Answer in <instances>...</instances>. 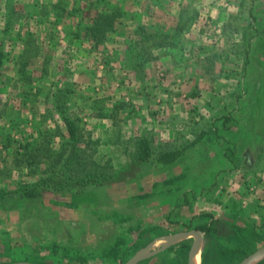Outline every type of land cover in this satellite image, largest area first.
Returning <instances> with one entry per match:
<instances>
[{
    "label": "rangeland",
    "instance_id": "1",
    "mask_svg": "<svg viewBox=\"0 0 264 264\" xmlns=\"http://www.w3.org/2000/svg\"><path fill=\"white\" fill-rule=\"evenodd\" d=\"M2 1L11 5L17 0ZM20 1L29 10L23 12L18 6L14 12L22 20L6 27L10 36L4 35L1 45L0 264H124L152 239L199 230L211 216L232 223L238 232L205 234L198 264H238L264 246V149L260 150L264 145V42L249 54V78L255 91L244 90L243 104L230 114L233 123L228 132L226 126L217 134L210 130L175 163L126 167L132 163L138 137L147 136L156 152L182 147L232 106V94L240 91L242 82L252 83L239 72H244L245 40L252 33L248 25L260 27L264 22V0H93L97 11H107L114 4L124 9L123 3H133L127 12L145 27L152 26V10L144 11L141 2H174L175 15L187 11L191 23L186 25L185 39L192 49L185 55L187 64L173 72L168 56L146 55L147 78L140 83L121 68L123 40L139 35L133 19L130 24L120 15L111 40L90 51L87 37L68 36L82 24L56 17L53 0ZM74 1L76 7L79 0ZM161 6L164 17L168 8ZM36 8L37 17L45 13L38 24L28 17ZM91 9L76 13L78 22L89 23ZM47 19H55L58 30L62 23L65 27L51 43ZM24 20L34 32H25ZM3 23L0 17V29ZM18 30L32 38L30 49L24 50ZM60 86L73 87L68 105L82 127L78 147L84 148L83 157L91 159L72 165L71 170L111 176L102 187L90 190L85 202L72 204L62 195L47 193L39 202H13L6 192L49 175L70 150L66 129L51 105L52 94ZM27 151L31 157H26ZM192 241L193 237L180 239L154 252L162 246L159 242L148 251L154 254L137 264H187ZM217 246L240 249L243 254L232 253L228 260L219 261ZM20 249L28 254L26 258ZM251 264H264V256Z\"/></svg>",
    "mask_w": 264,
    "mask_h": 264
},
{
    "label": "trees",
    "instance_id": "2",
    "mask_svg": "<svg viewBox=\"0 0 264 264\" xmlns=\"http://www.w3.org/2000/svg\"><path fill=\"white\" fill-rule=\"evenodd\" d=\"M75 1L72 0H56L52 5V9L55 11V16L59 17V19L63 17H67L71 23H72V17L76 14L75 8H70L69 5L72 7V3ZM124 8V7H123ZM33 14L29 16V19H36L34 20L36 24H38L39 20H42V18H45L43 15H40L39 17L36 16L38 13V9H34ZM123 10V11H122ZM14 6L11 4H6V1L4 2V9L2 10L1 17L3 18V21H5V24L3 23V28L0 29V66L2 65V60L4 57L3 49L1 48V45L4 40V35H9V33H6L7 28L9 25L14 23V21L20 19L22 20L21 16L15 14ZM23 12L24 9L22 8ZM187 11L184 9H181L177 16V22L173 27H161V29L156 30V32L149 31L150 28L156 29V26L153 28V25L150 27H145L142 24H138V31L137 33L139 35L135 37H130L129 39L123 40V54L121 59V68H123V71H127L130 73H133L134 79L139 83L140 81L146 79V72L144 70L145 63L148 61L146 58V55L150 54L153 55V59L156 57L158 58V54L154 52V49L160 50L165 56H168L170 58V61L173 62V64L178 67L182 64H187V61L185 59V55L187 53H192L191 48H187L186 46V28L187 24L191 23L190 17H188ZM16 13H18L16 11ZM128 15V13L125 12V9H122L119 7V5L114 4L109 8L107 11H97L95 13V16L90 20L87 24H82L75 29H71V31H68L69 38L78 39L81 37H87L90 40V43H92L90 51L97 48V45L101 42H104L106 39L111 40L110 35L113 34L116 29L118 28L117 21L120 15ZM43 16V17H42ZM47 16V14H46ZM120 20V19H119ZM48 26L49 31L47 35L48 43H51L52 40H56L57 36L60 33H63L65 31L64 23L61 25V30L57 29L56 21L55 19L53 21L48 20ZM139 23V22H138ZM73 24V23H72ZM25 29L22 27V29L25 30V32L28 34L34 32V29L32 25L29 24L28 21L24 20ZM56 26V27H55ZM251 27L252 33L250 34V37L254 36L257 37V40H250V37L245 40V47H244V64H243V71L239 72L240 76L245 79L250 80L252 83H247V85L243 84V82L240 84V91H237V93L234 91L232 96H234V99L231 102V105L228 110L220 115L219 117H213L211 121H209L208 126H210L208 129L205 127H202L199 129L198 133L195 134V136L187 141L182 147H176L172 149H165L161 152H156L152 148V145L150 144V139L147 136H140L135 141V147H136V153L133 156L132 163H129L126 165V167H132L137 166L139 164L144 163H158L160 165H167L175 163L183 154L184 152L196 146L202 139L208 135V132L212 130L214 133H218V131H223V127H225V131L228 132L230 129V124L233 123L232 119L233 117L230 115L232 112H235L234 110L236 108H240V106L243 104L244 99L242 98L244 93V90L249 91H255L254 82L249 78L251 73V66L249 64L251 63L249 59V54L256 48L258 42H264V22L261 24L260 27L256 25H248V28ZM9 28V27H8ZM56 31H52V30ZM21 29V30H22ZM43 30V29H42ZM42 32H46V29ZM55 32V33H54ZM20 37L23 38V44H24V50L30 49V45L34 43L32 38H30L28 35L20 34V31L17 32ZM57 35V36H56ZM46 36V35H45ZM245 35H241L242 42L243 37ZM134 38V39H133ZM50 45V44H49ZM25 53V52H24ZM159 53V52H158ZM25 57V56H24ZM46 58V56L44 57ZM248 65V66H247ZM23 73V72H22ZM243 85V86H242ZM251 89V90H250ZM73 93V87L60 86L58 89H56L52 94V107L53 110L57 113L59 118L61 119L65 129L66 133L68 134L69 143H70V150L66 152L64 155V160L62 161V165L58 167L57 169L52 168V171H50V174L44 177H40L36 180L30 181V182H24L21 184V186L17 189L11 190L6 192L7 195H12V199L15 201H18L16 203L26 205L29 201L31 203L39 202L43 196L47 194L52 195H62L65 197V201L74 203L79 202H85L86 199H84L85 195H89L90 190L102 187L105 183V180L108 179L110 175H86V174H75L71 170L72 165H76L77 163H83V162H90L91 159H86L83 157L84 155V148L82 146L78 147L79 143V137H80V131L82 129L80 125V119L71 113L69 110L68 101L70 100V97ZM252 93V92H251ZM247 94V98L251 96L250 94ZM254 94V93H252ZM246 98V99H247ZM247 99L246 101H248ZM249 103H247L248 105ZM251 105V104H249ZM226 106V105H225ZM253 106V102H252ZM252 108V107H251ZM251 115V109L249 110V116ZM231 118V119H230ZM225 135V134H224ZM227 137L224 136V139ZM263 144H264V135H262ZM85 145H87V142H85ZM89 146V145H87ZM264 149V145L261 146L260 150ZM25 156V155H23ZM31 157L32 154L30 151H27L26 157ZM25 157V158H26ZM28 162V161H27ZM32 163V162H31ZM30 162L26 163L28 166L31 164ZM86 163V164H87ZM76 167V166H75ZM125 169V167L123 168ZM76 170H80L78 167H76ZM114 176V175H112ZM18 196L19 198L17 199ZM8 197V196H6ZM84 199V200H82ZM11 200V198L9 199ZM198 228L203 231L205 234L213 233L217 236H221L220 234L223 232H226V235H231L235 231H237V227L233 225L232 223H229L228 221L216 219L214 217H210L209 220L206 223H203L198 226ZM55 252H59L57 249H53ZM124 252V251H123ZM20 253L24 254L23 256L26 258L28 254L24 252L22 249H20ZM235 254L237 256L242 255V251L239 249H233L230 251L228 248L217 246L215 247V254L216 258L219 261L222 260H228L229 255Z\"/></svg>",
    "mask_w": 264,
    "mask_h": 264
},
{
    "label": "crops",
    "instance_id": "3",
    "mask_svg": "<svg viewBox=\"0 0 264 264\" xmlns=\"http://www.w3.org/2000/svg\"><path fill=\"white\" fill-rule=\"evenodd\" d=\"M56 0H53L51 3H54ZM71 2H72V0H71ZM50 3V4H51ZM95 3H97V2H95ZM94 2H93V0H87V1H85V3H81V1L79 0L78 1V3H77V5H76V7H74V5L76 4L75 2L74 3H72V8H75L76 9V13H78V12H80L81 10H84V12H85V14H86V11H90V9H91V6H93V7H95V8H92L91 9V13H90V16L88 17L89 19H88V21H90L94 16H95V13H96V11H97V6H96V4H95ZM133 3H126L125 2V4L123 3V7H124V9H125V11L127 12V11H130V10H132V8H133V5H132ZM161 4H163V5H166V7L168 8L167 10V12L165 13V16L164 17H161V15H160V11L163 9V7L161 6ZM12 5L14 6V9L16 10V9H18V6H20L19 7V9L20 8H23L25 11H27V10H29V9H26L24 6H26V4H24V3H22L20 0H17V1H14V3L12 2ZM30 5V4H29ZM136 5H138V4H136ZM42 6V5H41ZM139 7L140 8H144V11H149V10H152V17L153 18H151V23L150 24H152L153 25V28L156 26V29L154 30V29H152V28H150L149 29V31H153V32H156V30H158V29H161V27H166V28H168V27H173L175 24H176V22H177V16H178V14H174L173 12H171V10L175 7V3L174 2H168V3H158V4H151V3H142L141 2V4L139 5ZM208 7V6H207ZM4 9V1H2V0H0V10H3ZM18 9V10H19ZM30 9H32V8H30ZM179 11V8H177V12ZM180 12V11H179ZM178 12V13H179ZM2 13V12H1ZM1 13H0V17H1ZM28 13H30L31 15L33 14V12H28ZM28 13H26V14H28ZM88 13V12H87ZM128 13V12H127ZM173 14V15H172ZM128 15H129V17H128ZM128 15H124V18L125 19H123V21L125 22H129L130 24H132L131 23V21L129 20V19H133V18H131V15L128 13ZM175 15V16H174ZM26 16H28V15H26ZM29 17V16H28ZM72 23H73V21H74V19L76 20V22L77 23H81V24H83L85 21H80V22H78L79 21V17H78V15H76L75 14V16H73L72 18ZM88 21H86V22H88ZM133 21H134V23H133V27H137V25H138V22L136 21V19H133ZM149 25V24H148ZM149 27V26H148ZM124 36L125 35H123V39H124ZM190 48V47H189ZM188 48V49H189ZM154 52L155 53H157L159 56L158 57H164L162 54V52H160V50H158V49H154ZM159 52V53H158ZM161 53V54H160ZM159 59V58H158ZM158 61V60H157ZM155 63H157V62H155ZM170 64V63H169ZM172 70H173V72L177 69V67L174 65V64H172V65H170L169 66ZM248 151V153H251L252 151L251 150H247ZM264 154V153H263ZM263 158V161H264V156L262 157ZM253 162V164H254V161H252ZM252 162H249V165H250V163H252ZM260 166V165H259ZM263 173H264V169H263ZM262 173H257L256 175L257 176H262L261 175Z\"/></svg>",
    "mask_w": 264,
    "mask_h": 264
},
{
    "label": "water",
    "instance_id": "4",
    "mask_svg": "<svg viewBox=\"0 0 264 264\" xmlns=\"http://www.w3.org/2000/svg\"><path fill=\"white\" fill-rule=\"evenodd\" d=\"M205 233L201 230H183V231H177L171 234H167L164 236H159L154 239H152L150 242H148L141 250L138 251L137 254L132 256L128 261H126L124 264H137L139 261H141L143 258H146L147 256L154 254V252H159L163 249H165L168 245L176 242L177 240L193 237V241L189 247L188 250V258H187V264H193L194 258L197 254V251H199L201 242L203 240ZM161 242L162 246L157 249L156 251L149 253L151 249H153L155 244ZM264 256V246L256 249L252 253L246 255L238 264H251L253 261H255L257 258H260ZM9 264H35L30 261H15Z\"/></svg>",
    "mask_w": 264,
    "mask_h": 264
},
{
    "label": "bare ground",
    "instance_id": "5",
    "mask_svg": "<svg viewBox=\"0 0 264 264\" xmlns=\"http://www.w3.org/2000/svg\"><path fill=\"white\" fill-rule=\"evenodd\" d=\"M198 260H199V251H197V254L194 258L193 264H198Z\"/></svg>",
    "mask_w": 264,
    "mask_h": 264
},
{
    "label": "flooded vegetation",
    "instance_id": "6",
    "mask_svg": "<svg viewBox=\"0 0 264 264\" xmlns=\"http://www.w3.org/2000/svg\"><path fill=\"white\" fill-rule=\"evenodd\" d=\"M200 230V229H199Z\"/></svg>",
    "mask_w": 264,
    "mask_h": 264
}]
</instances>
